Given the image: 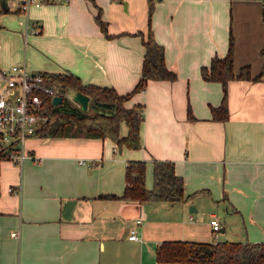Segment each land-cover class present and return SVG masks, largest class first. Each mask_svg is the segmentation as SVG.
Wrapping results in <instances>:
<instances>
[{"label":"crops","instance_id":"crops-1","mask_svg":"<svg viewBox=\"0 0 264 264\" xmlns=\"http://www.w3.org/2000/svg\"><path fill=\"white\" fill-rule=\"evenodd\" d=\"M1 1L0 67L25 64L125 95L140 78L150 28L176 79L148 80L126 101L143 107L138 149L43 137L26 149L37 162L0 161V264H179L157 260L161 241L264 243V0H67L27 13ZM230 36L233 73L248 67L250 78L228 80L224 98L200 70L225 57ZM222 105L227 118H213ZM153 160L173 163L188 200L123 197L127 163L145 162L149 190Z\"/></svg>","mask_w":264,"mask_h":264},{"label":"trees","instance_id":"trees-1","mask_svg":"<svg viewBox=\"0 0 264 264\" xmlns=\"http://www.w3.org/2000/svg\"><path fill=\"white\" fill-rule=\"evenodd\" d=\"M152 6L148 8V19ZM101 30L105 27L99 13L95 16ZM264 21V5L262 9ZM144 56L141 75L134 89L125 95L117 94L114 89L95 85H82L77 77L64 74H46L52 82L60 86L59 94L63 99L53 105L47 99L44 103L46 121L33 136L43 137H97L109 138L119 147L128 149L140 148V126L143 121V107H127L126 101L133 93L142 91L148 80L176 79V74L168 69L164 62L163 47L158 44L151 29L147 30L143 41ZM233 40L229 37L227 54L223 58H213L208 68H201L204 80L220 82L224 98L226 84L230 79L250 78L248 67H243L235 75L232 70ZM264 55V51H262ZM264 70V65H263ZM81 92L89 98L87 110L82 111L64 95L65 90ZM189 118L191 115L188 113ZM228 114L222 105L212 108V117L225 120ZM127 128L126 135L120 137L121 124ZM152 188L146 189L144 161H130L126 165V187L123 197L130 200H167L170 202L188 200L184 195L182 178L174 173L170 161L153 160ZM156 258L159 261H175L179 264H264L263 242L240 241H189L163 240L156 247Z\"/></svg>","mask_w":264,"mask_h":264},{"label":"built area","instance_id":"built-area-1","mask_svg":"<svg viewBox=\"0 0 264 264\" xmlns=\"http://www.w3.org/2000/svg\"><path fill=\"white\" fill-rule=\"evenodd\" d=\"M8 4L17 5L18 11L27 13L29 7L56 3L67 0H4ZM37 32L36 28L32 30ZM264 87V80H262ZM60 86L52 82L41 71H31L25 64L0 67V161H10L21 164L26 159L35 162L38 157L26 151L25 141L34 135L39 126L46 121L44 110L46 98L52 100L60 95ZM115 148L114 150H116ZM85 164L84 161H79ZM91 164V163H90ZM8 192H18V189L8 188ZM135 219V225L141 222ZM213 230L219 228L216 218L210 220ZM135 225L130 229L128 237L137 238ZM17 235L16 232H11Z\"/></svg>","mask_w":264,"mask_h":264},{"label":"water","instance_id":"water-1","mask_svg":"<svg viewBox=\"0 0 264 264\" xmlns=\"http://www.w3.org/2000/svg\"><path fill=\"white\" fill-rule=\"evenodd\" d=\"M1 8L2 10H6L5 2L3 0L1 1ZM62 99V95H55L52 97L51 101L53 105H58L61 103ZM72 100L81 108L82 111L87 110L89 98L86 95L76 91L72 96Z\"/></svg>","mask_w":264,"mask_h":264},{"label":"rangeland","instance_id":"rangeland-1","mask_svg":"<svg viewBox=\"0 0 264 264\" xmlns=\"http://www.w3.org/2000/svg\"><path fill=\"white\" fill-rule=\"evenodd\" d=\"M59 85V84H58ZM70 90V89H69ZM69 90H65V95H68L67 93L69 92ZM70 100L72 101V103H73V100H72V97L70 96ZM74 104V103H73ZM74 105H76V106H78L77 104H74ZM38 140V139H40V137H35V136H31V137H29V138H27L26 139V141H25V148L26 149H28L29 148V146H30V142H31V140Z\"/></svg>","mask_w":264,"mask_h":264}]
</instances>
